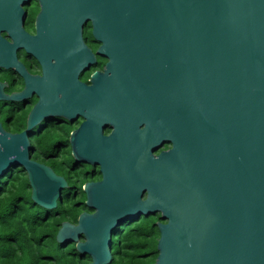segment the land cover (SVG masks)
<instances>
[{
    "label": "water",
    "instance_id": "obj_1",
    "mask_svg": "<svg viewBox=\"0 0 264 264\" xmlns=\"http://www.w3.org/2000/svg\"><path fill=\"white\" fill-rule=\"evenodd\" d=\"M39 2L36 34L24 41L44 73L58 70L75 82L73 72L92 60L80 41L85 21L93 24L95 37L117 44L112 52L120 71L117 129H123L136 107L126 88L132 63L146 67L160 54L167 81L169 72L172 79L163 110L173 148L157 159L148 149L134 152L123 172L129 183L123 188L134 191L133 209L123 211L107 202L100 212L97 202L111 200L117 188L108 171H117L107 166L112 158L98 150L93 157L104 179L86 186L88 205L96 213L81 215L78 227L64 224L57 239L83 233L88 243L78 250L95 257L107 253L104 239L111 229L160 212L155 206L162 205L170 208L160 212L169 222L158 225L155 264H264V0H113L112 9L102 13L94 8L83 19H75L66 0ZM112 53L105 51L110 60ZM155 89L150 101L158 98ZM76 133L72 147L81 159V129ZM114 136L102 137L98 128L95 140L99 145ZM35 171L30 176L34 196L51 209L65 182L43 166ZM146 186L152 190L141 202L136 191Z\"/></svg>",
    "mask_w": 264,
    "mask_h": 264
},
{
    "label": "flooded vegetation",
    "instance_id": "obj_2",
    "mask_svg": "<svg viewBox=\"0 0 264 264\" xmlns=\"http://www.w3.org/2000/svg\"><path fill=\"white\" fill-rule=\"evenodd\" d=\"M66 3L75 19L89 16L97 7L102 13L113 8V0H66ZM40 10L39 0H1L0 3V18L4 20L0 26L1 264L7 261L25 264L24 257L27 261L30 255L31 264H155L161 236L158 225L169 222L160 212L170 209L168 206L153 204L160 212L122 221L110 230L109 239H104L107 253L99 252L95 257L78 250V245L88 243L83 233L77 234L76 239L66 234L59 240L57 235L64 224L78 227L81 215L96 213V208L88 205L86 186L104 179L96 162L98 157H93L98 150L105 154L103 158H112L107 166L117 171H108L117 188L111 200L102 197L97 202L100 212L107 202L123 211L133 209L130 195L134 191L123 188L129 184L123 172L134 160V152L148 149L157 159L173 148L163 110V100L171 95L166 94L168 84L172 83L171 74L168 82L160 54L152 65L129 66L126 88L136 107L129 111L131 117L122 124L123 129H117L114 123L119 120L120 71L117 54L112 53L117 44L112 38L104 42L101 35L95 37L93 24L85 21L80 41L92 60L82 70L73 72L75 82L72 76L58 70L46 74L24 41L35 36ZM17 19L21 22L17 23ZM107 49L112 53L111 60L105 55ZM49 63L54 69L55 60ZM152 89L157 91L158 98L150 101ZM135 100L150 103L143 107L142 102ZM173 122L176 134V116ZM98 128L102 137L115 132L114 139L98 145L95 140ZM79 129L81 159L72 147V136ZM89 144L91 148L87 149ZM38 166L65 182L51 209L39 205L30 183V176ZM151 190L152 186H146L136 191L141 202L149 199Z\"/></svg>",
    "mask_w": 264,
    "mask_h": 264
},
{
    "label": "trees",
    "instance_id": "obj_3",
    "mask_svg": "<svg viewBox=\"0 0 264 264\" xmlns=\"http://www.w3.org/2000/svg\"><path fill=\"white\" fill-rule=\"evenodd\" d=\"M6 263H7V264L10 263V261H7ZM23 263H25V264H31V255H30L29 260H27V261H26V259H25V257H24V259H23ZM0 264H1V259H0Z\"/></svg>",
    "mask_w": 264,
    "mask_h": 264
}]
</instances>
